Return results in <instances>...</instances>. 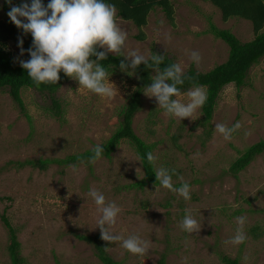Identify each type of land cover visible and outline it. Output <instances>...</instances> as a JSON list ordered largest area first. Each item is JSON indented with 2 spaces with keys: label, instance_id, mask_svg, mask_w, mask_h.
<instances>
[{
  "label": "rangeland",
  "instance_id": "1",
  "mask_svg": "<svg viewBox=\"0 0 264 264\" xmlns=\"http://www.w3.org/2000/svg\"><path fill=\"white\" fill-rule=\"evenodd\" d=\"M171 1L174 25L161 8H155L140 28L116 15L128 34L127 50L148 57L163 54L180 63L184 72L189 68L204 72L224 62L229 51L210 31L211 24L229 30L241 42L254 37L249 20L223 21L220 10L207 1ZM6 15L0 7V19ZM5 49L20 56L12 42ZM191 51L200 53L199 64L191 61ZM108 75L116 87L112 98L67 80L54 94L61 108L55 116L47 109L52 106L48 94L34 88L21 90L27 118L7 89L0 90V264H12L9 230L2 215L15 230L23 264H102L93 245L77 237L101 236L96 227L101 214L88 195L91 188L102 192L106 203L114 201L121 207L111 229L114 233L125 238L138 233L150 241V250L140 256L124 250L120 242L103 240L108 247L105 252L118 264H158L162 257L164 264H183L185 257L187 264H223L222 255L241 264H264V151L238 173L230 171L234 159L264 138V56L250 67L241 86L229 83L222 88L208 123L203 122L201 108L195 120L172 118L158 108L154 97L142 92L133 130L154 145L155 169L176 170L174 187L181 186V177L189 183L191 199L187 201L160 184L136 185L144 180L136 169L140 168L141 177L144 171L126 139L109 158L101 157L94 165L85 160L54 161L45 169L18 164L29 159L62 160L105 142L118 127L119 110L137 78L120 69ZM187 91L173 98L186 103ZM237 122L242 127L230 140L216 131L218 123L232 127ZM186 208L201 225L198 233L188 234L179 227ZM240 216L247 217V239L226 245Z\"/></svg>",
  "mask_w": 264,
  "mask_h": 264
},
{
  "label": "clouds",
  "instance_id": "2",
  "mask_svg": "<svg viewBox=\"0 0 264 264\" xmlns=\"http://www.w3.org/2000/svg\"><path fill=\"white\" fill-rule=\"evenodd\" d=\"M6 2L10 6L7 13L10 21L18 29H22L25 35L31 34L32 44L27 50L23 47V37L18 38L20 56H23L25 51L30 55V59H19L18 62L37 86L58 83L60 73L63 71L66 76L78 81L80 88H86L101 97L112 98L116 94V87L110 82L107 69L100 63L111 53L125 57L120 61L119 68L130 76L135 75L134 70L141 64L156 69V75L151 76V83L144 87L143 92L148 98L154 97L158 108H163L168 116L181 121L184 118L197 119L195 113L204 105L207 98L202 86L196 85L188 89L186 103L174 99L173 97L178 96L180 92L178 85L185 82L181 64L172 63L161 70L164 55L155 53L148 57L138 50H127L128 34L116 19L115 5L105 3V0H49L47 5L43 0H31L30 4L22 2L18 6L13 5L12 0ZM190 59L199 64L200 53L191 51ZM241 127L239 122L232 127H227L223 123L215 125L216 131L226 140H230L233 133ZM103 152L102 145H95L91 149L92 155L88 162L94 165ZM156 159L152 152L147 153L149 163L155 165ZM69 167L76 171L75 166ZM139 170L140 168L136 169L137 175L143 179L144 177L139 175ZM154 173L160 186L182 196L186 201L191 199L190 185L183 181L182 177L181 186L179 188L173 186L172 175L176 174L175 169L161 167L156 168ZM88 195L93 198L97 211L101 214L96 227L100 229L102 240L120 242V246L133 255L143 256L150 250V241L142 239L138 233L125 238L111 230L117 223L121 207L114 201L106 203L104 194L95 188H91ZM246 220L247 217L244 216L236 218L235 234L224 241L226 245L236 246L245 242ZM179 227L186 233L193 234L199 232L201 225L194 218L192 210L186 208ZM105 251H108V247H105ZM247 259L244 257L245 261ZM183 264H187L186 257L183 258Z\"/></svg>",
  "mask_w": 264,
  "mask_h": 264
},
{
  "label": "trees",
  "instance_id": "3",
  "mask_svg": "<svg viewBox=\"0 0 264 264\" xmlns=\"http://www.w3.org/2000/svg\"><path fill=\"white\" fill-rule=\"evenodd\" d=\"M202 1H207L218 8L223 21H227L231 17L249 20L254 34L253 39L250 41L241 42L229 30L218 29L211 24L210 31L212 34L223 40L229 47L226 60L204 72L196 71L194 68H189L184 72L185 82L182 85H178V88L180 92L186 91L196 85L202 86L205 89L207 98L206 102L201 107V112L203 115V122L208 123L212 118L217 98L222 88L229 83L241 86L244 83L250 67L264 56V0ZM22 2H28L30 4L31 0H12V4L17 6ZM48 2L49 0H43L45 5H47ZM105 3L115 5L117 17L133 22L138 28L147 24L148 16L155 8H161L167 20L174 25V9L171 0H105ZM0 7L5 10L6 13L10 10V6L6 0H1ZM19 37H23V47L25 50L31 47L32 37L30 33L25 35L22 29H18L16 25L10 21L8 15H6L5 19H0V90L4 88L7 89L9 95L19 105L21 111L27 118L29 115L26 113L21 97V90L24 88H34L41 93L48 94L52 99V106H48L47 109L53 116L60 115V103L54 98V94L70 78L61 71V78L58 83L40 84L37 86L31 78L28 77L27 71L23 69L18 62L19 59H30V55L27 51H25L23 56L15 57L12 52L5 49V46L9 42L16 44L17 48L20 49L18 47ZM92 59H95V57H92ZM123 59H125L123 56H115L109 53L108 58L100 61V63L107 69L108 74H110L120 69L119 63ZM172 63H175L174 60L164 55V61L160 65V69L162 70ZM134 71L137 77L135 88L130 94L127 102L119 110L121 119L118 127L105 142L100 144L104 148L101 157L109 158L120 142L126 139L134 146L139 159L142 161L141 165L144 171V180L138 181L136 185L141 186L144 183L158 185L159 181H156L154 173L155 165L149 163L147 160V153L149 151L152 152L154 145L145 142L137 136L132 127L134 114L140 108V99L144 87L151 83V76H153V72L156 71V69H150L144 64H141ZM188 77H191V79H188ZM91 149L92 148L87 149L77 155L68 156L62 160L29 159L24 162H19L18 164H29L40 169H45L48 163L54 161H88V158L92 155ZM263 151L264 138L250 145L239 157L234 159L230 165V171L236 174L243 170L257 154ZM2 220L9 230L10 244L8 245V252L11 262L12 264H23V260L19 255L20 243L17 240L15 230L11 227L8 219L3 215ZM77 237L93 245L102 264H118L117 261L105 252L106 244L99 234L93 236L77 235ZM220 259L223 264H241L237 258H231L227 255H222ZM158 264H164V257L159 260Z\"/></svg>",
  "mask_w": 264,
  "mask_h": 264
}]
</instances>
